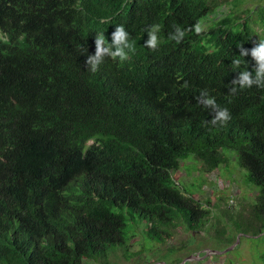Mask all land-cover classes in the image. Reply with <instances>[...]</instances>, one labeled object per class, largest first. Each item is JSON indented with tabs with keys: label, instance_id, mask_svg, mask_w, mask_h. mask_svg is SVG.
Returning <instances> with one entry per match:
<instances>
[{
	"label": "trees",
	"instance_id": "16d2710c",
	"mask_svg": "<svg viewBox=\"0 0 264 264\" xmlns=\"http://www.w3.org/2000/svg\"><path fill=\"white\" fill-rule=\"evenodd\" d=\"M123 3L128 7L115 20L137 15L139 25L127 28L136 50L125 65L103 63L91 72L71 53ZM228 3L0 0V264L106 257L126 244L125 207L147 220L153 241L164 243L179 227L205 231L211 210L184 194L173 174L190 156L212 173L229 161L225 150L237 152L260 188L248 218L259 224L253 235L264 233V88L229 91L241 70L254 72L264 3L245 17L223 14ZM152 24L161 26L155 50L145 46ZM176 24L185 30L181 41L170 37ZM203 90L229 110L227 122L211 123L213 109L198 101ZM227 233L223 226L217 238L228 246L236 239ZM190 240L169 247V259ZM195 249L188 255L202 253Z\"/></svg>",
	"mask_w": 264,
	"mask_h": 264
},
{
	"label": "rangeland",
	"instance_id": "374dc122",
	"mask_svg": "<svg viewBox=\"0 0 264 264\" xmlns=\"http://www.w3.org/2000/svg\"><path fill=\"white\" fill-rule=\"evenodd\" d=\"M229 0L226 8L222 9L223 14L238 12L245 17L244 11L247 8L256 7L264 0ZM212 22L206 21L204 30H208ZM258 34L264 29L255 26ZM229 161L223 164L212 173H202L201 163L194 156L182 160L181 169L174 174L173 178L178 182V188L190 197L205 204V208L211 210L210 221L206 230H195L185 232L183 227L174 231V236L164 243L153 241L147 237V220H142L137 212H131L128 208H121L127 216L125 228L126 244L112 247L106 257H100L96 261L86 262L87 264H171L176 257L185 258L195 248L201 246L202 255L207 252L209 257L202 260H192L188 264H264V233L253 235V230L258 227V222L250 220V209L257 203L260 188L249 181V172L241 166L236 151L225 150ZM224 210H230L229 218ZM244 215V216H243ZM249 227V233L240 232L237 225ZM213 225V228H212ZM223 226L228 227L227 238L235 236L236 241L226 245L220 238H217V231L220 232ZM197 231V232H196ZM202 231V232H201ZM196 237L195 240L191 239ZM191 239V240H190ZM190 240L191 246L188 250L176 254L170 258L168 248L187 246ZM193 240V241H192ZM195 249V251H196ZM217 250L220 254H214ZM192 253V252H191ZM195 254V252H194ZM168 255V256H167ZM186 263V264H187Z\"/></svg>",
	"mask_w": 264,
	"mask_h": 264
},
{
	"label": "clouds",
	"instance_id": "9594fccd",
	"mask_svg": "<svg viewBox=\"0 0 264 264\" xmlns=\"http://www.w3.org/2000/svg\"><path fill=\"white\" fill-rule=\"evenodd\" d=\"M126 1L130 2V0ZM78 3H80V1H78ZM127 7L128 5L123 3L121 10H119L115 15L103 17L99 20V26L96 27L93 32L83 35V43L74 47L70 57H79L82 66L85 65L86 68L88 67L87 70H90L91 72L98 71L99 66L103 63L104 65L108 62H112L114 64L118 63V65L127 64L131 60L129 58L130 53L136 50L135 43L131 40L130 33L127 31V28L139 25L138 17L132 11L128 12L123 19L115 20V16L121 14ZM173 27L174 31L170 33V37L176 41H181L185 36L184 28L179 24H176ZM160 29L161 26L159 24L146 26L145 32L148 33L149 38L146 40L145 46L151 48L152 50L159 47ZM195 31L197 33L201 31V26L199 24L195 26ZM1 36L2 34L0 30V37ZM242 55L247 56L248 51L243 50ZM251 56L256 61L254 72L249 71L248 69L241 70L238 77L232 82L234 86L229 89L231 93H236L240 88H251L253 86L264 88V39H260L259 43L251 50ZM106 58H108V60L105 62ZM241 63L242 61L239 58L232 60V64L237 67ZM235 85H239V88ZM198 101L202 102L206 107L213 109L215 115L211 119V123H216L218 121L227 122L230 119L229 110L227 108H221L217 104L215 97L211 96L207 90L200 92ZM185 159H187V157L179 159L180 169L182 160ZM180 169L178 171H180ZM174 181L178 186V182L176 180ZM198 254L203 256L202 253Z\"/></svg>",
	"mask_w": 264,
	"mask_h": 264
},
{
	"label": "water",
	"instance_id": "95a60500",
	"mask_svg": "<svg viewBox=\"0 0 264 264\" xmlns=\"http://www.w3.org/2000/svg\"><path fill=\"white\" fill-rule=\"evenodd\" d=\"M214 254H220L221 252H219V251H212ZM209 257V254L208 253H206L204 256H201L200 254H191V255H189V256H187L186 258H184L183 260H182V262L180 263V264H186L187 262H191L192 260H202V261H204V260H206L207 258ZM161 264H167V263H165V262H161Z\"/></svg>",
	"mask_w": 264,
	"mask_h": 264
}]
</instances>
